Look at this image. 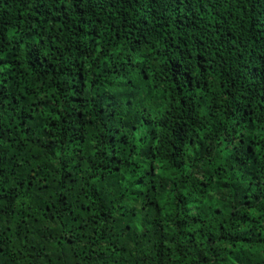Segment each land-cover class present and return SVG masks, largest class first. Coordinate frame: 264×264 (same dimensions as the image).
Instances as JSON below:
<instances>
[{"label": "trees", "instance_id": "16d2710c", "mask_svg": "<svg viewBox=\"0 0 264 264\" xmlns=\"http://www.w3.org/2000/svg\"><path fill=\"white\" fill-rule=\"evenodd\" d=\"M0 264H264V0H0Z\"/></svg>", "mask_w": 264, "mask_h": 264}]
</instances>
